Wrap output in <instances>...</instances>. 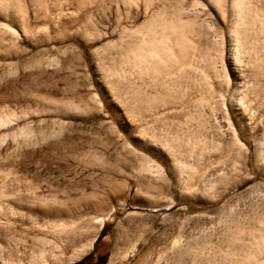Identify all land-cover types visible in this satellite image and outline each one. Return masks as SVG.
Returning a JSON list of instances; mask_svg holds the SVG:
<instances>
[{
    "label": "rangeland",
    "instance_id": "1",
    "mask_svg": "<svg viewBox=\"0 0 264 264\" xmlns=\"http://www.w3.org/2000/svg\"><path fill=\"white\" fill-rule=\"evenodd\" d=\"M75 263L264 264V0H0V264Z\"/></svg>",
    "mask_w": 264,
    "mask_h": 264
},
{
    "label": "bare ground",
    "instance_id": "2",
    "mask_svg": "<svg viewBox=\"0 0 264 264\" xmlns=\"http://www.w3.org/2000/svg\"><path fill=\"white\" fill-rule=\"evenodd\" d=\"M142 205V204H141ZM145 206V205H144ZM142 207V206H141ZM141 207H135V209L137 208V209H139V208H141ZM146 208V207H145ZM143 210V209H142ZM136 211V210H135ZM151 212V211H150ZM153 212H154V210H153ZM134 213V212H133ZM137 213V212H136ZM138 214V213H137ZM147 214V213H146ZM135 215V214H134ZM152 216H154L153 214H152ZM151 216V217H152ZM138 219H140V220H142L143 219V217H142V214L139 212V214H138ZM149 218H150V216H149ZM155 218V217H154ZM152 220V219H151ZM101 222V224H102V219L100 220ZM146 222V221H145ZM152 222V221H151ZM141 223V222H140ZM152 224V223H151ZM147 225V224H146ZM99 226H101V225H99ZM139 227H141L140 225H139ZM153 228V227H152ZM147 229V228H146ZM151 230V229H150ZM95 240V237L85 246V247H83L81 250L83 251L84 250V248H90L91 246H92V244H93V241Z\"/></svg>",
    "mask_w": 264,
    "mask_h": 264
},
{
    "label": "trees",
    "instance_id": "3",
    "mask_svg": "<svg viewBox=\"0 0 264 264\" xmlns=\"http://www.w3.org/2000/svg\"><path fill=\"white\" fill-rule=\"evenodd\" d=\"M103 236V232H102V230H101V233H100V235H99V237L98 238H101ZM76 264V263H75Z\"/></svg>",
    "mask_w": 264,
    "mask_h": 264
},
{
    "label": "water",
    "instance_id": "4",
    "mask_svg": "<svg viewBox=\"0 0 264 264\" xmlns=\"http://www.w3.org/2000/svg\"><path fill=\"white\" fill-rule=\"evenodd\" d=\"M95 241V240H94Z\"/></svg>",
    "mask_w": 264,
    "mask_h": 264
}]
</instances>
